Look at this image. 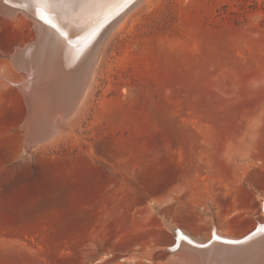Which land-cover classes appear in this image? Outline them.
I'll use <instances>...</instances> for the list:
<instances>
[{"label":"rangeland","instance_id":"rangeland-1","mask_svg":"<svg viewBox=\"0 0 264 264\" xmlns=\"http://www.w3.org/2000/svg\"><path fill=\"white\" fill-rule=\"evenodd\" d=\"M126 11L82 116L34 145L4 55L32 27L0 6V264H174L179 229L264 226V0Z\"/></svg>","mask_w":264,"mask_h":264},{"label":"bare ground","instance_id":"bare-ground-1","mask_svg":"<svg viewBox=\"0 0 264 264\" xmlns=\"http://www.w3.org/2000/svg\"><path fill=\"white\" fill-rule=\"evenodd\" d=\"M135 1L0 0L4 16L32 27L25 48L4 52L9 65L19 66L23 74L19 83L28 108L23 131L29 144L51 140L67 130L64 124L72 116L83 114L105 47L126 27L128 18L119 19ZM118 20L123 23L114 30ZM7 72L0 67V84L9 83ZM177 234L174 264H264V226L241 238L215 230L207 242L182 229Z\"/></svg>","mask_w":264,"mask_h":264},{"label":"snow or ice","instance_id":"snow-or-ice-1","mask_svg":"<svg viewBox=\"0 0 264 264\" xmlns=\"http://www.w3.org/2000/svg\"><path fill=\"white\" fill-rule=\"evenodd\" d=\"M41 3H48V0H40ZM50 22V21H49Z\"/></svg>","mask_w":264,"mask_h":264}]
</instances>
